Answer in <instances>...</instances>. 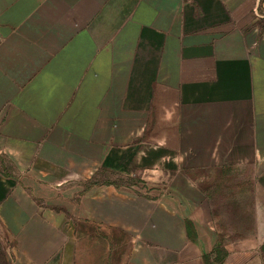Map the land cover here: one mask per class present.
Wrapping results in <instances>:
<instances>
[{
  "label": "crops",
  "instance_id": "obj_1",
  "mask_svg": "<svg viewBox=\"0 0 264 264\" xmlns=\"http://www.w3.org/2000/svg\"><path fill=\"white\" fill-rule=\"evenodd\" d=\"M216 251L264 264V0H0V264Z\"/></svg>",
  "mask_w": 264,
  "mask_h": 264
},
{
  "label": "trees",
  "instance_id": "obj_2",
  "mask_svg": "<svg viewBox=\"0 0 264 264\" xmlns=\"http://www.w3.org/2000/svg\"><path fill=\"white\" fill-rule=\"evenodd\" d=\"M186 228H187V232H188V234L190 235V234H191V228H190V225H189L188 223H187V225H186ZM220 261H221V258H220L219 255H218V251H216V257H215L214 262H215L216 264H219Z\"/></svg>",
  "mask_w": 264,
  "mask_h": 264
},
{
  "label": "rangeland",
  "instance_id": "obj_3",
  "mask_svg": "<svg viewBox=\"0 0 264 264\" xmlns=\"http://www.w3.org/2000/svg\"><path fill=\"white\" fill-rule=\"evenodd\" d=\"M100 181V180H99ZM110 181V176L109 175H103V179L101 182L108 183ZM125 181V180H124ZM123 181V182H124Z\"/></svg>",
  "mask_w": 264,
  "mask_h": 264
}]
</instances>
